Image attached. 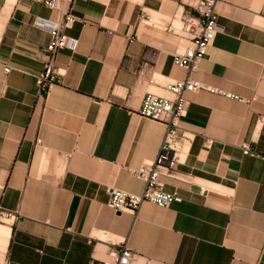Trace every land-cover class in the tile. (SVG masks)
<instances>
[{
  "label": "crops",
  "instance_id": "0c3cea01",
  "mask_svg": "<svg viewBox=\"0 0 264 264\" xmlns=\"http://www.w3.org/2000/svg\"><path fill=\"white\" fill-rule=\"evenodd\" d=\"M187 2L0 0V206L17 215L0 224V264H98L123 244L131 264H264V161L243 153H264V0L217 5L222 29L192 73L173 62L189 41L169 31ZM67 10L76 45L57 53L61 75L41 96L50 33L35 20ZM188 75L209 89L185 93L176 131L189 139L160 176L182 201L115 211L108 189L142 193L135 170L167 131L141 115L144 96Z\"/></svg>",
  "mask_w": 264,
  "mask_h": 264
},
{
  "label": "built area",
  "instance_id": "2783aa9c",
  "mask_svg": "<svg viewBox=\"0 0 264 264\" xmlns=\"http://www.w3.org/2000/svg\"><path fill=\"white\" fill-rule=\"evenodd\" d=\"M42 3L50 9H59L62 1L73 2L74 0H34ZM141 2L142 0H136ZM225 0H188L190 12L184 15L180 24L176 26L172 23L169 31L178 33L181 37L187 39L189 44L182 52L175 53L173 62L176 66L188 70L189 73L198 69L200 61L208 56V50L211 47L216 34L222 29L218 23L217 5ZM76 19L71 12L67 10L58 23L37 18L35 25L45 28L50 33V39L45 47L43 54L46 57V63L37 76L36 82L41 96H44L51 86L55 84L61 75L56 66L57 53L65 48H73L76 41L67 34ZM4 71L9 73L10 66H4ZM169 96H159L154 93H147L142 101L141 115L164 122L167 125V131L161 144L159 152L153 162L145 163L135 170V175L145 181V188L142 193H132L122 189L110 187L108 206L115 211H128L136 213L141 205L148 201L159 207H169L173 203L182 201L178 191L167 192L163 188L160 179L162 173L174 171L180 163L184 151L180 150L181 140L187 141L188 136L179 135L176 128L180 119L187 111V100L185 93L198 92L209 87L198 79L189 75L183 80H176L166 85ZM213 90V89H211ZM38 143L41 140L38 139ZM243 153L264 161V153H261L250 145L243 147ZM208 188L202 186V191ZM17 215L6 211L0 206V224H8L16 219ZM136 256L130 248L123 245H113L109 249L108 257L98 264H131ZM90 264H96L92 261Z\"/></svg>",
  "mask_w": 264,
  "mask_h": 264
}]
</instances>
